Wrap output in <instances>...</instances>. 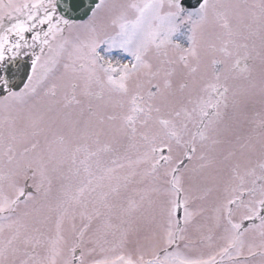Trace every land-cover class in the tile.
<instances>
[{
	"label": "snow or ice",
	"instance_id": "1",
	"mask_svg": "<svg viewBox=\"0 0 264 264\" xmlns=\"http://www.w3.org/2000/svg\"><path fill=\"white\" fill-rule=\"evenodd\" d=\"M0 264H264V0H0Z\"/></svg>",
	"mask_w": 264,
	"mask_h": 264
},
{
	"label": "rangeland",
	"instance_id": "2",
	"mask_svg": "<svg viewBox=\"0 0 264 264\" xmlns=\"http://www.w3.org/2000/svg\"><path fill=\"white\" fill-rule=\"evenodd\" d=\"M249 2H251V0H249ZM261 111V106L259 104L256 105L255 109L253 110V112L250 113V115H255V113H258ZM259 238L257 237V242H258Z\"/></svg>",
	"mask_w": 264,
	"mask_h": 264
}]
</instances>
